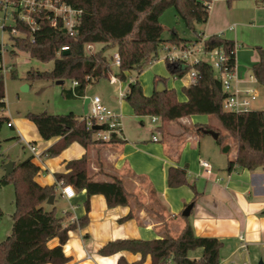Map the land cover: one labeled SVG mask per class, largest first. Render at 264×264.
I'll list each match as a JSON object with an SVG mask.
<instances>
[{"label": "trees", "instance_id": "1", "mask_svg": "<svg viewBox=\"0 0 264 264\" xmlns=\"http://www.w3.org/2000/svg\"><path fill=\"white\" fill-rule=\"evenodd\" d=\"M63 1L83 10L76 37H70L66 30L53 27L41 19L39 29L33 34L24 24L17 23L15 27L22 35L12 36L10 40L12 52L21 51L42 63H54L53 69L48 72L32 69L27 73L26 80L77 82L74 89L62 92L64 97L74 99L84 97L88 85L110 78L113 56L107 55V52L114 47L117 48L120 61L115 77L128 81L130 72L140 74L146 66L159 61L165 45L186 49L201 41L203 33L198 26L208 23L213 0ZM226 2L231 5L232 0ZM168 9H174L182 24L194 33L193 40L183 38L176 29H169L161 23L160 19ZM165 32H169L168 38L164 37ZM32 36L34 41H31ZM202 42L205 53L222 49L227 57L228 68L236 69L235 41L223 35H210ZM96 44L103 46L95 53H89L88 45ZM64 46H69L70 50L63 53L61 50ZM257 53L260 59L253 65L252 73L264 89V48L259 47ZM166 63L170 75L176 79H185L191 72L197 75L194 83L182 88L187 100H178L177 91L166 87L158 92L157 85L152 95H145L140 82L132 81L128 85L125 100L136 116L157 117L162 124L196 115L213 116L222 125V129L203 124H196L192 129L200 135L205 134L206 130L218 133L216 142L220 151L229 157L227 171L232 172L235 168L251 171L264 168V109L241 114L226 112L223 101L227 95L222 90L221 78L211 64L200 61L190 65L168 59ZM16 77L14 70L11 78ZM5 93V80L0 67V135L4 124L9 121L4 113L7 109ZM27 118L36 125L43 139L59 138L43 157L58 156L74 142L84 146L88 153L80 160L69 162L67 173L56 174L57 184L52 186L43 187L37 183L35 176L40 168L34 164L32 157L16 163L10 175L0 177V189L9 185L14 187L16 210L12 216V232L0 243V264H68L71 258L65 256L63 246L68 242L70 231L84 229L88 225L92 196L104 195L110 208L120 205L132 207L126 220L137 216L132 206L136 195L126 189L120 177L110 176L106 181L99 180L100 174H105L101 171L93 174L91 171L90 151L99 153L103 148L122 141L117 134L112 135L110 141L97 140L95 131L88 129L85 122H81L80 117L73 112L64 115L29 113ZM2 162L6 164V161ZM168 173L170 187L188 184L186 170L171 168ZM68 185L76 192L85 191L87 195L84 202L85 215L77 221L70 220V213L60 216L55 203L48 205L52 196H57V186ZM196 198L188 206H195ZM143 209L155 214L156 219L167 228L164 215L146 206ZM4 215L0 207V222ZM180 218L184 226L177 236H173L167 228L161 239H118L102 246L99 254L111 256L121 251L139 253L142 260L150 256L152 264H221L220 251L224 242L217 237H197L190 216L181 214ZM55 238L60 244L50 248L49 243ZM117 264L129 263L121 257Z\"/></svg>", "mask_w": 264, "mask_h": 264}, {"label": "crops", "instance_id": "2", "mask_svg": "<svg viewBox=\"0 0 264 264\" xmlns=\"http://www.w3.org/2000/svg\"><path fill=\"white\" fill-rule=\"evenodd\" d=\"M216 3H218L215 6L217 13L214 11V5V8L210 7L209 21L204 25L201 33L205 37L223 35L225 38L235 41L236 35L233 32H235L236 25H230L228 22L225 0ZM249 6L252 5L241 6L236 11L238 17L249 16L252 12V8ZM261 10L264 11V9ZM234 13V11L231 12L230 16H233ZM231 27H234V30H230ZM235 42L239 44L237 41ZM165 46L169 47V45ZM238 50H241V47ZM237 51L235 73L238 78V86L244 90L249 88L248 85L253 84L243 77L242 70L246 66V62L238 55ZM161 53L159 61L149 66L152 71L155 67L158 68L153 73L155 84L157 88L166 87L175 90V84L168 86L167 83L162 82L160 85L158 83L160 75H164L166 72L170 75L164 59L166 52L162 50ZM252 59L251 64L254 65L259 62L260 56L253 61ZM137 76L139 77L131 78L130 82L137 80L140 82V78H146L143 93L152 95L156 88L154 81L151 92L150 77L146 73H140ZM173 79L181 82L180 89L191 83L188 77ZM128 85L123 86L122 94H126ZM71 89H74L73 84ZM74 99L83 104L86 115L90 105V101L87 103V100L92 98L85 94L84 97ZM179 100H187L183 92ZM102 101L110 110L123 114L124 127L120 138L122 142L103 148L99 153L95 150L89 152L90 159H92V173L103 172L105 175L101 173L98 179L104 181L108 180L110 176L120 177L126 189L131 193L139 194L145 204L149 206L148 209H154L165 216L168 223L167 228L173 236H177L183 229L184 221L180 215L188 204L198 196L190 214V221L197 237H217L224 242L220 251L221 264H260V262L264 264V168L255 171L235 168L232 172L227 171L229 160L226 155L221 153L216 139L207 134H197L192 129L196 124L218 127L215 123L208 122V119L186 117L178 122L162 124L160 120L152 122L151 118L152 124L149 123L148 126L145 122L148 116H136L131 106L126 103L125 97L119 104L113 103L108 98H102ZM71 112L81 117L76 112ZM8 123L12 124V127L7 126V128L13 131L14 136L6 140L15 141L12 145L4 146L0 139V177L5 175V165L7 164L4 165L2 160L5 156L10 158V152L18 146L29 153V157L25 159L32 157L34 164L39 166L40 170L35 177L37 183L43 187L57 184L55 175L67 173L69 162L80 160L83 155L88 153L84 146L74 142L58 158L47 159L43 157L44 153L59 138L43 139L36 125L22 118L17 120L9 118ZM154 137L157 138V141H154ZM28 143L35 145L38 157L33 156L26 145ZM232 157L235 155L232 154ZM25 159L11 160L16 164ZM204 161L210 165V169L202 165ZM171 168L186 170L188 184L175 188L170 187L168 172ZM208 170L210 173L207 172ZM8 187L0 189L1 209L6 192L10 194ZM56 192L55 206L59 198L66 200L69 205V209H65L59 214L60 216L70 213V220L77 221L85 215V208L79 210L72 204L74 201L76 203L85 202L87 197L85 191L81 193L75 191L76 196L68 200L63 196L60 187L57 186ZM90 208L88 225L84 229L70 231L68 242L63 246L65 256L71 258L68 264H117L121 257H124L129 263L136 261V264H142L144 260L140 262L142 255L139 253L131 255L128 251H121L111 256H100L98 253L102 246L118 241V239L151 241V239H161L167 230L163 223L156 219L155 214L147 213L144 209L138 210L135 206L133 209L137 216L134 219L126 220L125 218L130 214L132 207L120 205L110 208L102 194L90 198ZM11 210L12 217L16 211L15 198ZM76 210L78 211L75 212ZM9 227L11 226L4 229V232L0 227V243L3 242L1 240L5 238L6 233H9ZM59 244L60 241L55 238L49 243V247L54 248ZM146 264H152L150 256L147 257ZM169 264L173 263L169 262Z\"/></svg>", "mask_w": 264, "mask_h": 264}, {"label": "rangeland", "instance_id": "3", "mask_svg": "<svg viewBox=\"0 0 264 264\" xmlns=\"http://www.w3.org/2000/svg\"><path fill=\"white\" fill-rule=\"evenodd\" d=\"M218 1L220 0H213L211 9L217 6L218 3L216 2ZM244 5H252L249 6V8H252V12L250 13L249 16L238 17V13L236 11L239 10L240 7ZM214 9H215L214 10L215 13H217L216 7ZM225 9L228 12L229 24L236 25L235 27L236 29L235 32H233V34L236 35L235 41L239 43L237 45L241 47V50H238L237 52L239 53L238 55L244 58L246 62V66L243 68L242 73H243V77L249 81L250 77L253 75L252 73L253 65L251 64V59L253 58L252 56H255L253 59L259 58L257 49L259 47L264 48V11L261 10L264 9V0H232L231 5H228L225 0ZM233 11L235 13L232 14L233 16H230L231 12ZM160 20L165 27L169 29H176L179 32V34L185 39L193 40V38L195 37L194 33L188 30L187 27H185L182 24V22L178 19L177 13L174 9H168L162 15ZM198 29L201 31L204 29V26L200 25L198 26ZM169 35H170L169 32L164 33L165 38H168ZM5 43L7 44L8 47H11V40L9 33L5 34ZM0 44H1V37H0ZM102 46L103 45L101 44L91 45V47L87 48V51L93 54ZM116 52H117V48L114 47L107 52V55L113 56ZM15 53L12 52V48H10V50L4 55V63L7 66L12 67V71L15 70L17 74V77L15 79L11 78L12 71L4 75L5 90H6L5 94L7 96V109L4 113L7 117L12 118L13 120L22 118L35 125L30 119L27 118V115L29 113L33 114V113L48 112L52 114H66L68 112L74 111L81 117L85 115V110H83V104H81L79 101H75V99L66 98L62 95L63 90L70 89L72 87L73 84L72 81L66 80L64 85H58L57 81H53V80L28 81L25 79L27 73L32 69L40 72H48L52 70L54 67V63L52 61L48 63H42L34 58H31L27 53L21 51H16ZM161 55L162 53L160 54V56ZM198 57L203 58L208 63L212 61V58L208 56L199 54ZM150 65L146 66L142 73L143 74L146 73V75L150 77V87H151L150 91L152 92L153 81H154V85H156L153 73L158 68L155 67L154 70L152 71L151 67H149ZM166 67H167V63H166ZM117 72H118V66L115 64V61H113L110 78L101 79L97 81V83L88 85L85 90V94H87L89 98L100 96L101 98L104 99L108 98L113 103L116 102L117 104H119L121 100H124V96L121 93V91L123 90V86L128 85L130 83L131 78H137L139 76H137L138 74L136 72H130L128 74L129 77L128 81H121L119 78L115 77ZM114 78H116V81H113ZM173 78L174 77L172 75L170 76L166 72V74L159 76L158 83L159 85L160 83L162 84V82L167 83L168 86H170V84H175V90L178 91V95L179 97H181L183 92L182 89H180L181 82L179 80L175 81ZM145 80L146 78H142V79L140 78V84L142 88H145L144 87ZM25 86L28 87L27 90L24 89ZM248 87L256 89L258 91V100L253 103V107H252L253 111L263 110L264 109L263 87L259 84L248 85ZM196 117L208 119V122L215 123L220 129H222V125L213 116L210 117L205 115H196ZM151 118L152 117L148 116V118L145 120L146 125L149 126V123L152 124ZM7 126L8 123L6 122L2 128L3 130L0 136L1 137L0 139L2 140V144L4 146L12 145L14 144L15 141V140L12 141L6 140L7 138L14 136L13 131L8 129ZM10 155H11L10 158L8 156H5V158L2 161H6V163H8V162H13L12 160L17 161L18 158L25 159L29 157V153L26 150H24L21 146L13 148L12 151L10 152ZM58 156H54L47 159L58 158ZM227 158L229 160L228 156ZM7 189L10 191V194L6 192L2 200V210L5 212V215L3 220L0 222V227L2 232H4V229H7L8 226L11 227H9L10 230L9 233H6L5 238H3L1 241H5L8 234H11L13 229L11 223L12 222L11 209L13 208L15 194L12 185H9ZM135 195H136V200L133 201L132 206H135L138 210H142L143 206L149 207L145 204V202L142 200L139 194L135 193ZM72 204L79 210H82V208L84 209V202L76 203L74 201ZM140 204L143 206H140ZM56 207L58 209V214H61L65 209H69V205L67 201L63 200L62 198L58 199ZM77 211L78 210H76L75 212ZM130 254L134 255L132 253ZM98 255L100 254L98 253ZM141 261L143 260L141 259L140 262ZM135 262L133 263L128 262V263L136 264ZM146 263H147V258L144 259L142 264H146Z\"/></svg>", "mask_w": 264, "mask_h": 264}, {"label": "built area", "instance_id": "4", "mask_svg": "<svg viewBox=\"0 0 264 264\" xmlns=\"http://www.w3.org/2000/svg\"><path fill=\"white\" fill-rule=\"evenodd\" d=\"M83 15L84 13L81 8L76 9L63 0H0V48H2L0 67L2 68L3 75L12 71V67L4 63V55L11 48L5 43V34L9 33L10 38L12 36H21L22 33L15 27L17 23L24 24L33 34L39 29V21L42 19L48 21L53 27H61V29L66 30L70 37H76ZM230 30H234V27H231ZM205 38V36H202L201 41L193 43L186 49L166 46L164 48L166 52L164 59H168L172 62L182 61L193 65L194 63L205 61L203 58L198 57L199 54L212 58L209 64H211L215 73L221 78L222 90H224V93L227 95L223 101L224 110L236 114L251 111L253 103L258 100V91L253 88L240 89L238 86L237 74L235 70H230L228 68L227 57L223 50L216 49L210 51V53L204 52L202 40ZM31 41H34L33 36ZM88 47H91V45H88ZM239 48L240 47L236 43L235 51ZM69 50V46H64L61 51L64 53ZM113 61H115L117 66L120 64L119 55L117 53L113 55ZM188 75V78L194 83L197 77L195 72H191ZM113 81H116V78H114ZM249 82L251 84H258L254 75L250 77ZM77 85V82H73L74 87ZM125 95L126 94H123L124 97ZM88 110L89 112L82 116L80 121L85 122L86 127L92 130H94L95 126H102V129L99 131L94 130L97 140L110 141L114 134H117L120 138L122 137L124 127L122 114L107 108L100 96L90 100ZM158 121L159 118L152 117V122ZM8 126L12 127V124L8 123ZM154 141H157L156 137H154ZM26 145L34 157L39 156L35 145L29 143ZM202 165L210 169V165L207 162H202ZM207 172H209V170ZM60 189L67 200L76 196L75 190L70 185L60 187Z\"/></svg>", "mask_w": 264, "mask_h": 264}, {"label": "water", "instance_id": "5", "mask_svg": "<svg viewBox=\"0 0 264 264\" xmlns=\"http://www.w3.org/2000/svg\"><path fill=\"white\" fill-rule=\"evenodd\" d=\"M64 83H65L64 81H57V84H58V85H64ZM24 89L27 90L28 87L25 86ZM163 89H164V87H159V88H157V91L160 92V91H162ZM89 101H90V100L88 99V100H87V103H88ZM87 112H88V111H87ZM100 129H102V126H95V127H94V130H95V131H99ZM204 133L207 134V135H210L212 138H214V139H216V140H217V138H218V133L215 132L214 130H212V131H211V130H206V131H204ZM14 166H15V163H14V162H8V163L5 165V175H6V176L10 175V174L13 172ZM54 199H55V197L52 196V198L49 200L48 204H49V205H52V204L54 203ZM193 208H194V205H189V206L183 211V213H182L183 216H185V217L190 216V214H191ZM260 264H263V262H260Z\"/></svg>", "mask_w": 264, "mask_h": 264}]
</instances>
